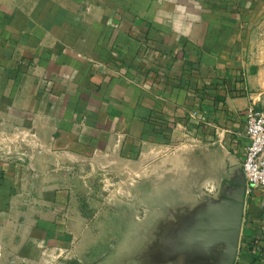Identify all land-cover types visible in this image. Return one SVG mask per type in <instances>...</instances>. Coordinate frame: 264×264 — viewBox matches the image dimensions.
I'll return each mask as SVG.
<instances>
[{
	"label": "crops",
	"instance_id": "0c3cea01",
	"mask_svg": "<svg viewBox=\"0 0 264 264\" xmlns=\"http://www.w3.org/2000/svg\"><path fill=\"white\" fill-rule=\"evenodd\" d=\"M263 20L264 0H0V264H141L89 243L114 233L82 205L119 196L81 177L175 162L191 142L242 166ZM263 202L246 197L236 264H264Z\"/></svg>",
	"mask_w": 264,
	"mask_h": 264
},
{
	"label": "rangeland",
	"instance_id": "374dc122",
	"mask_svg": "<svg viewBox=\"0 0 264 264\" xmlns=\"http://www.w3.org/2000/svg\"><path fill=\"white\" fill-rule=\"evenodd\" d=\"M262 24L263 27L258 26L252 30L251 37L258 42L250 47L256 57V63L263 67L264 74V20ZM178 152L180 156L175 162L172 157H167L168 153L152 158L150 165L144 164L146 159L143 157L139 158L135 172L119 164L118 173L104 172L102 177L95 174L96 178L93 176L88 179V174H80L84 176L81 177L83 182L85 179L99 180L94 189L88 192L119 196L118 205H82L89 219H92L90 216L96 212L101 219L98 224L108 225V234L114 233L110 236L91 238L92 242L89 243L103 247V253L117 244L120 248L127 246L130 252L140 251L144 244L150 242V238L154 241L161 218L167 214L170 216V212L193 209L209 198H220L227 188L233 186L236 170L241 168V163L234 164L233 156L223 145L191 142L187 144L186 149ZM171 155L169 152V156ZM174 164L176 170L173 168ZM101 182L105 184L103 189L99 186ZM108 182L112 183L111 189L106 187ZM79 192L85 196L82 188ZM103 215L107 217H102ZM89 223L96 224L95 221ZM91 251L95 254V251ZM92 252L87 259L94 257ZM64 264L81 263L76 257L66 259Z\"/></svg>",
	"mask_w": 264,
	"mask_h": 264
},
{
	"label": "water",
	"instance_id": "95a60500",
	"mask_svg": "<svg viewBox=\"0 0 264 264\" xmlns=\"http://www.w3.org/2000/svg\"><path fill=\"white\" fill-rule=\"evenodd\" d=\"M247 180L242 166L233 186L218 199L193 209L170 212L154 241L129 260L141 264H236L246 206Z\"/></svg>",
	"mask_w": 264,
	"mask_h": 264
},
{
	"label": "built area",
	"instance_id": "2783aa9c",
	"mask_svg": "<svg viewBox=\"0 0 264 264\" xmlns=\"http://www.w3.org/2000/svg\"><path fill=\"white\" fill-rule=\"evenodd\" d=\"M247 116L246 134L249 143L242 163L247 180L246 197L254 192L264 194V111L250 108Z\"/></svg>",
	"mask_w": 264,
	"mask_h": 264
}]
</instances>
